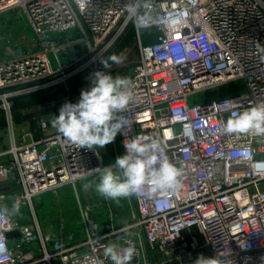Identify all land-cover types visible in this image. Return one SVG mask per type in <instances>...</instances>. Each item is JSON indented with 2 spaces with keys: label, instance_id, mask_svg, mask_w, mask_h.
I'll list each match as a JSON object with an SVG mask.
<instances>
[{
  "label": "built area",
  "instance_id": "built-area-1",
  "mask_svg": "<svg viewBox=\"0 0 264 264\" xmlns=\"http://www.w3.org/2000/svg\"><path fill=\"white\" fill-rule=\"evenodd\" d=\"M15 7L25 13L33 38L0 45V110L9 142L0 153L8 156L0 161V188H7L0 191V205L11 195L33 221L19 227L0 220V239L8 249L0 264H112L103 255L109 244L134 245L136 264H194L201 254L218 255L222 264H264V137L222 133L229 117L264 103V0H90L86 10L75 0H0V13ZM181 13L182 23L169 27V18ZM151 26L162 36L144 47L139 30ZM129 30L139 59L128 76L135 99L121 114L126 127L115 138L120 154L125 139L158 140L183 170L182 188L152 198L133 196L131 221L120 226L99 229L83 216L80 239L49 245L33 198L100 174L118 155L109 162L99 147L64 143L57 131L17 143L13 99L100 70V60ZM236 80L243 81L242 92L191 100ZM50 124L39 121L43 131ZM12 231L19 236L7 238ZM33 240L37 251L10 248Z\"/></svg>",
  "mask_w": 264,
  "mask_h": 264
},
{
  "label": "clouds",
  "instance_id": "clouds-1",
  "mask_svg": "<svg viewBox=\"0 0 264 264\" xmlns=\"http://www.w3.org/2000/svg\"><path fill=\"white\" fill-rule=\"evenodd\" d=\"M81 10H86L90 0H75ZM130 11H133L130 9ZM183 13L169 18V27L175 29L182 23ZM119 65L122 58L115 54L100 60L104 68L109 63ZM135 99L132 81L125 76L110 72L95 71L91 74L90 86L82 90L76 103L67 102L53 118L52 126L58 139L79 148H103L112 143L118 133L126 127L122 113ZM226 135H255L264 137V103L229 117L222 125ZM125 154L115 159L114 165L101 167L95 191L104 197L120 203L121 199L156 197L160 194H176L182 188L183 170L172 163L161 143L146 136H136L123 142ZM91 186V185H90ZM20 214V206L13 202L0 205V220L11 221ZM10 226V225H9ZM8 253L5 239H0V258ZM103 255L112 264H131L138 255L134 245L118 247L105 246ZM102 264V262H101ZM194 264H222L219 256L199 255Z\"/></svg>",
  "mask_w": 264,
  "mask_h": 264
},
{
  "label": "rangeland",
  "instance_id": "rangeland-1",
  "mask_svg": "<svg viewBox=\"0 0 264 264\" xmlns=\"http://www.w3.org/2000/svg\"><path fill=\"white\" fill-rule=\"evenodd\" d=\"M31 38H33L31 27L21 8L15 7L0 13V45H21L27 40H31ZM129 38L130 35H126L124 40L110 54L122 58V63L119 65L109 61L110 69L101 65L100 70L85 73L63 85V87L15 103L11 108V121L13 120L16 128V131L14 130L15 139L19 138L20 133H26L27 131L34 133L33 128L36 127V122L39 121L41 113L56 109L57 102L66 99L68 102L75 103L79 99L81 91L89 88L93 72L105 71L110 72L113 76H130L133 73L136 61L139 59V51L136 37L132 43L129 42ZM222 87L218 92L214 89H206L200 94L193 95L191 100H208L212 97H222L234 91L242 92L244 90L243 81L241 80L232 81ZM6 124V115L0 110V148L5 147L7 144L8 134L6 135L4 130ZM100 151L105 154L109 162L112 160V157L108 156L110 152L121 156L115 140L111 145L108 144L100 148ZM99 175L81 180L74 186H65L47 191L33 198L35 219L39 231L44 238H47L49 245L60 238L63 240L80 239L83 235V216L92 219L99 229L116 227L131 221L134 206L132 197L121 199L119 204L110 199H105L95 191L94 185L95 182H98ZM13 202L12 196L9 195L4 204L11 206ZM19 206L20 214L11 221L19 227L30 226L33 221L31 211L22 203ZM32 227L34 229L33 225ZM10 248L19 253L31 250L37 251L38 249L36 240L10 243Z\"/></svg>",
  "mask_w": 264,
  "mask_h": 264
},
{
  "label": "water",
  "instance_id": "water-1",
  "mask_svg": "<svg viewBox=\"0 0 264 264\" xmlns=\"http://www.w3.org/2000/svg\"><path fill=\"white\" fill-rule=\"evenodd\" d=\"M127 32V31H126ZM126 32L123 34V36L116 42V44L110 49L109 52H111L116 46L117 44L122 40V38L124 37V35L126 34ZM162 36V32L161 30L156 27V26H151V27H143L139 30V37H140V42H141V45L146 47V46H152V45H155L158 43V41L160 40ZM108 52V53H109ZM107 53V54H108ZM87 71V70H86ZM85 71V72H86ZM83 72V73H85ZM83 73L77 75L75 78H72L71 80H69L67 83H70L71 81H73L74 79H77L78 77H80ZM63 84H60V85H57V86H54L52 88H49V89H46V90H42V91H38V92H35V93H31V94H28V95H23V96H20V97H17V98H14L13 100H18V99H25V98H31V97H35V96H38V95H42V94H45L49 91H52L54 89H57L59 87H62ZM68 101L66 99H64L63 101H59L57 102V109H60L65 103H67ZM53 118H55V115L54 114H49V115H45L42 117V120L44 122H48V121H51ZM7 190L6 187L4 188H0V191H5ZM19 236V233L17 231H12V232H8L6 234V237L7 238H12V237H18ZM138 262V255L136 257L133 258V260L131 261V264H136Z\"/></svg>",
  "mask_w": 264,
  "mask_h": 264
},
{
  "label": "crops",
  "instance_id": "crops-1",
  "mask_svg": "<svg viewBox=\"0 0 264 264\" xmlns=\"http://www.w3.org/2000/svg\"><path fill=\"white\" fill-rule=\"evenodd\" d=\"M133 35H132V34ZM126 35H130V38H129V42L130 43H132L133 42V40L135 39V34H134V32L132 31V30H129L125 35H124V37L122 38V40H124V38H125V36ZM122 40L117 44V46L122 42ZM117 46L111 51V52H109L104 58H107L108 56H110V54L117 48ZM137 62H138V60L136 61V64H137ZM135 64V65H136ZM102 65V64H101ZM92 71H94V69H89V70H87L85 73L87 74V73H90V72H92ZM85 73H83V74H85ZM82 74V75H83ZM81 75V76H82ZM68 84V83H67ZM63 87V86H62ZM46 94V93H45ZM39 96V95H38ZM32 98V97H31ZM31 98H25V99H18V100H15V101H24V100H27V99H31ZM70 102V101H69ZM72 103V102H71ZM59 110L60 109H52V110H48V111H46V112H43V113H41V115L39 116V121H40V119L42 120V117L43 116H45V115H49V114H54L55 115V117L56 116H58L59 115ZM39 121H37L36 122V127H34L33 128V130H35L34 131V133H32V132H24V133H20L19 134V138L16 140V142L17 143H22L23 142V139H28L27 141H29L30 139L31 140H38V139H40V138H42V137H44L45 135H47V134H49V133H51V132H53V131H57L53 126H52V124H50L51 126H50V130H48V131H43V130H41V128H40V125H39ZM49 123H52V121H48ZM12 126H13V131L16 129L15 127H14V123H13V120H12ZM6 128H7V124H6V127H4V130L6 131ZM16 131V130H15ZM6 135H7V133H6ZM14 138H15V136H14ZM115 142L117 143V141H116V139H115ZM112 143H110V145H111ZM9 149V142H8V137H7V144H6V146L5 147H3V148H0V153H3V152H6L7 150ZM100 149V148H99ZM110 151H111V149H110ZM103 154V153H102ZM112 152H110V154L108 155V156H111L112 157ZM103 156H104V158L106 159V160H108L107 158H106V156H105V154H103ZM8 158V156L6 155V156H0V161H4V160H6ZM194 233H196V235H197V239L198 240H201V237L197 234V232L194 230Z\"/></svg>",
  "mask_w": 264,
  "mask_h": 264
},
{
  "label": "trees",
  "instance_id": "trees-1",
  "mask_svg": "<svg viewBox=\"0 0 264 264\" xmlns=\"http://www.w3.org/2000/svg\"><path fill=\"white\" fill-rule=\"evenodd\" d=\"M17 102H18V101H14L13 104H12V106H14V104L17 103Z\"/></svg>",
  "mask_w": 264,
  "mask_h": 264
}]
</instances>
